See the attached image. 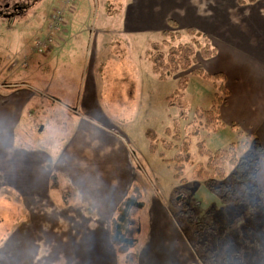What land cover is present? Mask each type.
Returning <instances> with one entry per match:
<instances>
[{"label": "crops", "instance_id": "crops-1", "mask_svg": "<svg viewBox=\"0 0 264 264\" xmlns=\"http://www.w3.org/2000/svg\"><path fill=\"white\" fill-rule=\"evenodd\" d=\"M120 3L111 21L106 19L104 8L102 19H98L100 7L96 6L91 12V15L95 13L93 29L91 24V28L71 33L74 25L69 23L71 27L66 30L69 33L62 31L54 49L44 56L29 58L28 67L32 62L35 64L25 79L31 84H40V90L0 91V202L8 203L11 213L25 219L20 226L14 225L8 242H0V248L4 247L0 264L39 261L44 247L31 240L38 226L36 211L47 213L44 217L48 218V225H57L52 220L54 209L49 204L57 203L59 208L61 202L66 204L65 195L69 204L73 202L91 211L99 209L101 217L108 220L111 233V222L118 208L135 190L131 184L134 168L126 137L121 135L123 141L104 131L110 127L104 125L109 122L98 108L95 79L115 72L114 65H122L117 61L120 52L115 48L120 42L128 46L140 39H149L150 35L161 36L163 31L172 29L170 21L180 30L192 27L208 36L217 48V55L204 63L225 62L211 69L212 74L225 75L230 91L222 118L228 123H239L259 139L263 154L258 177L264 186V24L259 18L263 15L264 0L247 5H240L238 0H126ZM74 73L78 74L76 78ZM34 103L37 104L35 114L51 116L61 128L68 129L64 137L47 145L51 158H37L32 151H20L16 145L24 112ZM53 174L60 178V188L56 190L51 188ZM3 188L9 190V198L1 194ZM55 193L59 194L60 202ZM156 209L153 210L158 216L160 210ZM159 224L157 221L156 229L160 230ZM105 225L103 221L101 228L92 232L83 244L62 239L59 260H65L66 264H110L109 255L102 257L108 248ZM163 237L161 233L159 243H154L149 264L175 263L169 259L163 261V256H175L172 241L167 242ZM156 251L161 259L155 257Z\"/></svg>", "mask_w": 264, "mask_h": 264}, {"label": "rangeland", "instance_id": "rangeland-1", "mask_svg": "<svg viewBox=\"0 0 264 264\" xmlns=\"http://www.w3.org/2000/svg\"><path fill=\"white\" fill-rule=\"evenodd\" d=\"M120 1L126 0H74L72 10L66 14L63 30H69L74 25L71 33L82 32L89 26L91 28V24L93 29L95 13L91 15V12L96 9V6L100 7L98 19H102V8H104L106 19L111 21L115 15V7L121 5ZM63 6L64 0H43L26 10L21 16L8 19L0 17V91L25 88L36 92L35 89L40 88V84H31L25 79L27 78L25 76H29L35 62L26 68L23 65L28 57H33V45L36 40L47 33L51 14L56 8ZM262 14L259 18L264 24V11ZM69 23L71 26L67 25ZM106 28L110 32L109 28ZM180 32L183 35L180 42L190 43L191 38L185 30ZM150 38L144 41L140 39L128 46L125 42H120L118 48L115 46L120 52L116 60L122 65L120 67L117 64L118 67L114 65L115 72L104 78L99 75L95 79L99 111L110 123L104 124L110 127L105 128L104 131L117 138H121L122 134L126 137L128 143L126 147L133 162L134 174H131L133 180L131 184L135 190L130 193L132 196L124 199L119 217L121 228L124 227L125 222L131 223L125 240L133 246L131 256L137 263L139 260L140 264H149L152 247L154 243H159L162 233L167 242L172 241L171 248L175 255L167 258L163 256L164 262L169 259L175 261L174 264H191V262L193 264H264V246L260 243L262 239L252 234L248 224L257 216L264 214V186L261 185L258 177L261 164L255 172L256 182H254V185L262 191V196L258 197L260 202L257 205L245 202L237 215H234L230 208L234 204L223 201L211 190L208 187V180L194 179L197 165H206L208 160L200 154L198 143L205 142L207 148L212 151L228 148L231 143L236 142L238 135V131L231 127L232 123L222 118L223 125L206 126V119L202 120V125H199L200 137L192 138L193 164L186 166L187 182L185 184L174 178L173 157L178 152L177 149L166 152L168 161H163L158 155L150 152L149 140L145 135L147 129L155 130L160 139L171 140L166 131L173 130L174 123L177 121L182 138L188 137L200 121L196 111L210 110L212 103L219 96L224 98V94L217 89L219 83L193 76L190 71H182L167 81H159L152 73L149 53L152 50L151 44L162 43L164 38L162 35H150ZM55 45L56 43L53 49ZM163 51L167 52L168 47L163 45ZM205 63L199 57V65L193 68L202 67L213 73L212 68H217L225 62L216 60L213 63ZM40 64L39 62L37 66L39 67ZM97 68L99 70L101 67ZM38 71L40 72L41 69ZM76 74H73L74 78L77 77L78 74ZM182 75L189 76L190 80L185 97L179 98L175 91L178 88V79ZM37 93L41 95L40 92ZM36 105L34 103L24 112L16 145L20 151L26 150L29 153L32 151L37 158H51L53 156L47 151V145L56 138L64 137V132L68 129L66 126L61 128L56 122L57 119L51 116L35 114ZM236 124L238 128L249 132L239 123ZM243 139L244 136H240V140ZM249 150L255 151L254 146L250 145ZM160 151H165L162 143H160ZM225 169L226 179L222 181L216 177L215 186L222 183L227 185L234 183L231 175L235 168L226 165ZM207 170L210 171L206 168ZM194 185L199 186L197 190H193ZM1 194L5 198L11 196L9 190L4 188ZM54 196L58 197L57 202H60L59 194L55 193ZM49 205L54 209L52 220L57 225H48V218L44 217L47 213L35 210L38 226L31 240L43 245L44 251L39 261L33 259V264H66L65 260H59L63 240L69 238L70 242L74 240L77 244L79 242L83 244L92 232L101 228L103 221L106 222L104 229H106L108 248L102 253V257L109 255L110 259L107 261L110 264L124 263L125 255H120L112 245L108 220L101 217L99 209L91 211L86 207L81 208L79 204L76 206L73 202L71 204L61 202L60 205L58 204L60 209L57 203ZM9 206L8 203L0 202V242H8L14 225L19 223L20 226L25 221L20 214L11 213ZM156 206L160 210L158 216L153 210H158ZM28 216L31 217V214ZM157 221L160 222L158 225L160 230L156 229ZM234 241L236 247L232 244ZM3 250L4 247L0 248V252ZM155 257L161 259L158 251L155 252Z\"/></svg>", "mask_w": 264, "mask_h": 264}, {"label": "trees", "instance_id": "trees-1", "mask_svg": "<svg viewBox=\"0 0 264 264\" xmlns=\"http://www.w3.org/2000/svg\"><path fill=\"white\" fill-rule=\"evenodd\" d=\"M256 1L257 0H238V3L240 5H247L253 4ZM169 24L172 29L162 32L164 38L163 42H153L151 44L152 50L149 53V61L152 64V73L159 81H167L169 78L182 71H190L193 76L208 81L214 80L216 83H219L217 89L224 94V98L219 96L218 99L212 103V108L210 110L198 109L196 111L200 121L198 126L193 129L188 137L182 138L180 126L177 121L174 123L173 130L168 129L166 131L167 135L171 137V140L166 138L160 139L153 129H147L145 132L149 140L150 152L153 155H158L163 161H168L166 152H171L175 149L178 150L173 157V161L175 162L174 178L176 181L185 184L187 182L185 178L186 166L193 164V154L191 152L192 138L200 137V126L202 125L203 119H206V126H215L216 124L223 125L222 108L228 101L230 91L226 86L224 74H212L202 67L193 68L199 65V57L202 60H208L217 55V48L212 44L208 36L195 28L188 27L184 30L191 38L190 43H182L180 40L183 35L177 24L173 21H170ZM178 41L180 43L176 44ZM163 45L168 47L167 52L163 51ZM189 80L190 78L187 75H182L178 79V88L175 94L178 95L179 98L185 97ZM231 127L238 131V135L236 142L231 143L228 148H219L212 151L207 148L205 142L201 141L198 143L200 154L207 157L208 160L206 165H197L194 172V179L196 181L208 180V187L211 190L223 201L234 204L233 207L230 208L233 210L234 215H237L245 202L251 205H257L260 202L258 197L262 196V191L254 185V182H256L255 172L260 166L263 149L257 136L238 128L239 126L236 123H232ZM240 136H244V139L240 140ZM160 143L163 144L165 151H160ZM250 145L254 146L255 151L249 150ZM226 165L235 168L234 173L231 175L234 183L231 185L222 183L219 186H215L214 180L216 177H219L222 181L226 179ZM206 168L211 172L208 170L206 171ZM250 183L253 184L249 185ZM198 187V185H194L193 190H197ZM51 188L55 190L60 188V178L57 174H53L51 177ZM64 200L66 204H69L66 195L64 196ZM123 203L117 210L118 215L115 216L111 222V243L120 255H125V261H123L124 263L122 264H130V262L138 264L131 256L133 246L125 242L129 232L128 226L131 225V223L129 224L130 221L125 222L123 228L119 225V217L121 215ZM261 215L262 216L259 215L256 219L248 222V224L249 230L258 239H262L260 243L264 246V214ZM232 244L236 247L235 241ZM134 257L137 258L136 256Z\"/></svg>", "mask_w": 264, "mask_h": 264}, {"label": "built area", "instance_id": "built-area-1", "mask_svg": "<svg viewBox=\"0 0 264 264\" xmlns=\"http://www.w3.org/2000/svg\"><path fill=\"white\" fill-rule=\"evenodd\" d=\"M73 5L74 0H64V6L54 10L49 18L47 33L37 39L33 45V56H44L53 49L57 36L63 31L66 24V14L72 10ZM28 59L23 65L25 68L29 65Z\"/></svg>", "mask_w": 264, "mask_h": 264}, {"label": "flooded vegetation", "instance_id": "flooded-vegetation-1", "mask_svg": "<svg viewBox=\"0 0 264 264\" xmlns=\"http://www.w3.org/2000/svg\"><path fill=\"white\" fill-rule=\"evenodd\" d=\"M43 0H0V17L14 18L36 6Z\"/></svg>", "mask_w": 264, "mask_h": 264}]
</instances>
